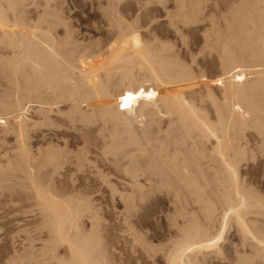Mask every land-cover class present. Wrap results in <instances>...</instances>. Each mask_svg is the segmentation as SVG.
Returning a JSON list of instances; mask_svg holds the SVG:
<instances>
[{
    "label": "bare ground",
    "instance_id": "obj_1",
    "mask_svg": "<svg viewBox=\"0 0 264 264\" xmlns=\"http://www.w3.org/2000/svg\"><path fill=\"white\" fill-rule=\"evenodd\" d=\"M158 1L167 9V0ZM64 2L0 0V199L37 208L23 210L37 215L31 230L37 236H31L27 226L22 225L20 231L26 234L22 247L8 250L2 264H132L131 259L137 263L158 258L163 264H264V196L243 186L245 178L241 179L239 169L246 150V145L240 146L246 141L242 140L245 131L256 130L264 141V0H175L177 31L181 32L179 24L202 25L210 55L218 56L213 62L219 64L215 84L222 93L220 99L207 79L209 75L206 78L205 69L197 64L199 60L197 74L194 65L192 69L175 58L177 53L171 50V44L144 40L140 30L118 14V0H107L111 12L106 11L109 7H102L108 26L116 34L104 54L101 47L106 45L98 42L100 49L90 52V45L80 47L62 16ZM174 14L168 16L175 20ZM145 81L155 89H145ZM136 88L146 92L141 107L137 106L139 111L127 98ZM186 90H190V96ZM118 95L125 100L124 105L119 103ZM162 108L168 117H177L184 138L193 140V147L181 141L193 148L197 165L180 147L178 138V144L174 141L178 150L175 145L172 150L173 144L168 147V139L172 141L175 132L167 139V133L164 135L167 146L164 141L161 145L163 135L161 141L156 139L162 148L155 150V155L144 148L143 137L148 138L140 139V134L154 131L152 122H160L154 115L162 113ZM135 122L143 129L140 134ZM40 126L56 127L59 132L51 131L52 136L53 132L62 135L63 143L45 137L48 145L34 150L32 133ZM65 129L79 131L74 137L84 140L80 139L83 147L81 144L72 150ZM207 149L216 152L213 161L217 153L223 159L228 156L223 160L225 166L221 163L226 172L223 168L205 171L210 158ZM138 151L149 157L140 166ZM90 152L99 157L103 154L110 166L112 162H123L121 169L127 174L123 185L127 188L114 183L121 190L113 189L124 207L115 225L117 235L123 238V248L119 247L121 240L110 248L105 243L102 231L107 225L93 199L79 190L82 186L76 189L69 185L77 191L68 187L67 182L74 180L69 177L73 167L79 166V171L82 167L83 171L91 162ZM95 155L91 157L95 159ZM204 159L205 169L201 166ZM68 165L73 166H69L71 172H66ZM141 167L158 180L153 179L150 189L139 179ZM95 168L97 172L100 169ZM62 171L71 174L66 175L67 181L62 178L66 184L56 190ZM157 201L167 206L157 211L164 224V231L159 232L162 235L149 233L142 215ZM232 226L239 241L226 249L222 244Z\"/></svg>",
    "mask_w": 264,
    "mask_h": 264
},
{
    "label": "rangeland",
    "instance_id": "obj_2",
    "mask_svg": "<svg viewBox=\"0 0 264 264\" xmlns=\"http://www.w3.org/2000/svg\"><path fill=\"white\" fill-rule=\"evenodd\" d=\"M174 6H175V0H169V1L167 0V9H164L163 6L160 4V2L158 0H118V2H117L118 14L120 16H122L127 22H129L132 26H135L138 30H140L139 33H141V36H143L142 38H144V40L145 39H147L148 41L151 40L152 43L153 42H160V40H161L163 43H165L167 45L171 44L170 45L171 46V50L173 52L175 51L174 52L175 54L177 53L175 55L176 56L175 58L177 60L180 59L179 61H181V62L188 63V66L191 67V68L194 65L195 68L194 67L193 68H194L195 71H199L196 68L197 67L196 62L199 60L197 62V64L198 65L201 64L200 65L201 70H202V68L205 69L204 71H205L206 78L209 75V77L207 79L212 82V89L215 88V89H213V92L214 93L217 92L219 95H221L222 93H219L221 91L216 87V84H215V80H216V76L215 75L217 73L220 74L219 66H218L219 64H216L215 62H213L214 58L215 57L217 58L218 56H217L216 53H211V55H210L207 43L204 40L202 25L187 27V26H184L183 24H179L181 32L177 31V30H179V29L176 28V25H178V21L176 22V20H178V17L176 18V15L178 16V12H177V14L173 13V12H176V10H177V8L174 7ZM102 7H105V8L109 7V5H107V0H65V2L63 3V6H62V10L64 11L62 16L67 19V23L69 24L68 25L69 29H71L72 32L75 33L74 34L75 38L77 37L76 39L79 41L78 43L80 44V47H83L84 46L83 44H85V46L90 45L89 46L90 49H88L89 52H90V51H93V49L94 50L100 49L99 45H103V46L106 45L105 47H101L100 46L101 50L103 48V50L101 52L104 54V53L109 51V47H111V45L113 44L116 34L113 33V31L111 30L112 27L108 26L107 18L105 17V15H103L104 14V10H106L107 8L106 9L103 8L104 9L103 10ZM170 8H172V10ZM108 9H110V10H106L107 12H111L112 11L110 7ZM168 10L170 11V14H169ZM173 14L175 16L174 19L176 18L175 20H173V17L172 18L170 17V16H173ZM168 15H170V16H168ZM172 20L175 21L174 22V24L176 23L175 26H173L171 24ZM60 29H62V30H60V32L64 31L63 30L64 27H61ZM115 30H116V28H114V32H115ZM110 40H112V41H110ZM147 40H146V42H148ZM97 42H98L99 45L97 44ZM109 42H110V44L108 45ZM91 44H92V46H91ZM96 57H98V56H96ZM96 57H95V60L98 61L100 59V57H102V56L98 57L99 58L98 60H97ZM194 58H198V59L195 61ZM216 58H215L214 61H216ZM101 63L103 64L104 62H101ZM217 63H218V59H217ZM102 72H103V75L106 73L105 70H103ZM196 73L200 74V71L196 72ZM196 73H194V74H196ZM198 76L199 75H197V77ZM219 76L220 75H218L217 77H219ZM116 77H118V76H116ZM143 84L144 85L147 84V85H145L146 86L145 89H147L148 86H150L151 88H154V85L149 84V82L145 81ZM194 86H196V88H198L197 86H199V85H195L194 84ZM150 87H148V88H150ZM143 90H144V88L143 89L136 88L134 92L128 94V96H127V98L130 97V99L135 103L136 107L137 106L141 107L140 104L143 103V101H144L143 98H144V95H145L146 92H145V90L143 92ZM214 90H216V91H214ZM186 91H188V90H186ZM189 93H190V90L187 92V95H189ZM217 93H215V94H217ZM141 94L143 95V97H142ZM217 95H215V96L219 97V99L222 98V95L221 96H219V95L217 96ZM118 96H117V98L119 100V103L121 105H124V101L125 100L122 97H120V95H118ZM189 96H188V98H190ZM137 97H138V99H137ZM135 100H139V101H135ZM158 103H160V101ZM204 106H206V105H204ZM139 107H137L138 111L140 110ZM162 113L154 115V116H156V118L155 117L154 118L158 119V121H160V122H156L157 120H155V119H154L155 121L153 120L154 122H152V123L153 124L155 123V124L154 125L151 124L153 126L151 128H153L154 131L150 128L153 132L148 131L149 132V133L147 132L148 135L143 131V129L139 126V124L137 122H135V126L136 125L139 126V127L136 128V132H138V134H140L142 131L145 133V134H143V132H142L140 134V136H141V137L139 136L140 139L143 136H147V138H148L147 140H145L146 137H143V139L145 138L144 140L142 139L144 141V144H143L144 148L148 151V153L149 154L152 153L151 155H155V150L158 151L159 149L162 148L161 145L163 144V141H164L165 145L166 144L168 145V142H169V145H168L169 148H171V146L173 144V146H172V150L173 151L175 149L178 150V146H177L178 141H177L176 138H178V140H180V141L182 140L183 142L185 141L186 143H191L192 147H193V143H192L193 140L191 138H188L187 136H186L187 139L184 138L185 137L184 136L185 131H184V133H182L183 130H179L178 129L179 124L177 123L178 119L176 120L177 117L174 115L175 119L173 118V116H169L170 117L169 118L167 116V113L166 114L164 113V109L162 110ZM164 114L166 115V117L165 116L161 117ZM127 115H128V117H130V115L128 113H126V116ZM171 119L176 120V122L174 120L173 121L177 124V126L175 124V126L173 127L174 123H173V121ZM168 126H170V127L168 128ZM49 128H50V130H49ZM139 128H141V129H139ZM160 128H162V129H160ZM170 128H172L173 130H169ZM39 129H41V130H39ZM39 129L36 130L37 132H33L32 133L33 136H34L33 139H32L33 140L32 143L34 145V148H33L34 150H35L36 147L37 148L38 147L45 148L48 145V144H46V143L49 142L48 139L49 140L51 139L50 137L55 138L56 141L57 140L60 141L59 144L63 143V142H61L62 139H60L62 135L60 136L58 134L59 135L58 136L57 134H55V133L59 132V130L57 132L56 127L40 126ZM45 129H47V130H45ZM52 129H54V130H52ZM138 129H139V131H138ZM166 129L168 131H170V134H169V132ZM55 130H56V132H55ZM68 130L70 131L71 136H69L70 134H69V131H67V129H65V131H67L66 132L67 134L65 136L67 137L68 140H70L69 141V143H70L69 146H71L73 148L72 150H77L78 147H81V144H82V147H83L84 142L81 143V141H84V140L79 138V140L77 141L78 138L76 139L74 137V136H76V134H77V137H78L79 131L70 130V129H68ZM161 130L162 131L164 130V132H162V134H161ZM165 130H166V132H165ZM247 130L249 132L245 131L246 132L245 137H243L244 139H242L243 141L246 140L247 142L246 141H245V143L241 142L242 140L240 139V142L244 144V146H243V144L240 143L241 144L240 146L245 148V145H246V150H247V152L245 150V153H244V155L247 158L243 155V158L241 159L242 161L241 160H240L241 162L239 161V165H240L239 169H240V172L242 174V175L240 174L241 175V179L242 180L244 178L246 179V181H245V179L243 181V183H244L243 186L246 185L247 188H250L251 190H252V188H254L255 192L258 191L257 192L258 195H259V193H261L260 196H264V154H263L264 153V150H263L264 149V147H263L264 146V141L262 140V137L258 134V132L256 130H254V129H247ZM51 131L55 132V133L53 132V134H54L53 136H52V132ZM73 131H74V133H72ZM159 131H160V133H159ZM172 132H175L174 135L171 134ZM180 133L183 134V136H181L182 139L179 137ZM50 134H51V136H50ZM67 135L69 136V138H68ZM149 135L153 136L152 137L153 139L156 136H158V137L155 138V140L158 139V138H159L158 140H160V138H162L161 135H163V138L161 139L162 143L160 142L161 140L159 141V143H161V145H160L161 147L159 146L158 140H156L157 143L153 144L155 142V140H153V143H152V138L150 140V138H149L150 136ZM159 135H160V137H159ZM164 135H165L166 139L169 138V136L173 135L171 137L173 142L168 139V142L166 143ZM45 137L48 138V139H46ZM57 137H59V139ZM73 138L76 139V141L73 140ZM71 139H72V141H71ZM80 139H81V141H80ZM190 139H191V141H190ZM149 140L151 141V143L154 146L155 145H157V146H155V148L153 146L152 149H151L150 145H152V144H149L150 143ZM143 141H141V142L143 143ZM145 141H147V142L149 141V142L147 143ZM174 141H176L177 144H175ZM182 141H181V146L180 147L182 148V146H183L182 149L186 152V154L188 155V157L191 160V162L193 161V164L197 165L196 164V163H198V162H196L198 160V159H196L197 155L193 153L194 155H196L195 156L196 158L194 156H192V152H193L192 149L193 148L190 147V144H187V146H186V143L182 145ZM45 144H46V146H44ZM78 144H79V146H78ZM89 144L90 143H88V145H87V143H86V145L88 147L91 146V144L90 145ZM33 145H32V147H33ZM174 145H175V147H174ZM62 146H63V144H62ZM187 147L190 148V149L192 148V149L191 150L187 149ZM208 147L211 148L212 145L210 143H208ZM92 149H93V147L91 148V150ZM98 151L100 152L101 149L98 150ZM208 151H210V150L207 149V152ZM189 152H191V153H189ZM214 153H216L214 150L210 151V154L208 152V155H209L208 158L210 157L211 159L209 158L208 159L209 162H207V163H206V161H207L206 159L202 160L203 162H201V163L203 165H201V166L204 169L208 166L205 169V171H207L208 173H209V171H211V170L213 171L216 168H218V169L219 168H221V169L223 168V171L226 172V170L224 168L225 164L223 163L225 161H223V160H225L226 157H228V156L226 155L225 158L223 159L217 153L216 156H217V159L220 161V164H219L218 163L219 161L216 159V156H215L216 160L213 161L214 157H212V155L214 156ZM135 154H136V152H135ZM139 154L141 155L140 156L141 158H139ZM94 155L95 154L92 153V152H90L88 154V159H89V157L92 158V159H90L91 162L87 163L88 165L86 164L87 167L84 165L85 167H83V169H84L83 171L81 170L82 167H81V169L79 171V169H78L79 166H77L78 167L77 168L76 166L73 167L71 165H68L66 167L68 169L66 172H68V171L71 172V170L69 168V166H70V167H73V169L75 171L74 172L73 169H72V174L75 173L76 175L74 174V176H72L71 173H68L69 175L71 174L69 176L66 172L63 173V171L66 170V169H64L62 171V174H64V175H61L62 177H60V179H58V181L56 182V190H57V188L58 189L59 188H63V185L66 184V181L69 180V177H70V179H72L71 177H74L73 178L74 180L77 179L76 180L77 182H75V183H73L74 180H73V182H71V180H70L71 183L68 181L67 182L68 187H69L70 184L73 185V186L75 185V187H78L76 189H79L82 186L79 190H82L83 191L82 193L87 194L91 199H93L92 201H93L95 207L98 209L99 213H101V216L103 218V222L107 225V229H104L102 231V233L105 234V236H104L105 243H107V245L110 248L113 243H117V240H121V242L119 243L120 244L119 247L123 248L124 247L123 238H120L119 237L120 235H117L118 231L116 230L115 225H116V222H117L118 218L122 217L120 214H121V212H123L122 210L124 209V207L121 204L122 202L120 201L118 193H114L113 189L114 188H119L115 184H118V186L123 187L124 189L127 188V186L126 187L124 186V185H126L125 181H123V179L124 180H125V178L127 179V174H125V172L123 173V171L121 169L122 165H123V162L121 163V165L120 164H116V163L114 164L112 162V164L114 166L113 165L110 166L109 163H111V162L105 161V158H103L104 157L103 154H101L100 157L95 155V156L99 157V159H97V157L96 158L94 157L95 159H97V161L95 159H93V157H91V156H94ZM190 155H191L192 158L190 157ZM137 156H138L137 158L139 160V162L137 164L138 166L141 165L140 164L141 161L144 164V162H146L147 159H149L147 154L146 155H142L141 152H139ZM195 159H196V161H195ZM100 160H102V161H100ZM194 161H195V163H194ZM94 162H95V164H94ZM205 163H206L207 166L205 165ZM221 163L224 166H222ZM92 164H94V165H92ZM209 165H210V167H209ZM213 165H215V166H213ZM90 166H93V167L90 168ZM94 167H96L95 169H97V168L99 169L100 168L99 170L97 169L98 172L96 170H94ZM141 168H142V171H144V172H142V171L139 172L138 171V174L141 176V177L139 176V179H140V181L142 180V183H145V184L148 185V186H146L145 184H143L145 186V188L147 189V188H149L151 186V184L153 183L154 180H156L155 182H157L158 180H157V178L155 176L151 175V172L149 170H146V167H141ZM139 170H140V168H139ZM93 171H95L96 173H93ZM104 173L107 174L108 177ZM143 173H145V174H143ZM102 174H104V175H102ZM66 175H68L69 177H67ZM63 176H65V177H63ZM123 177H125V178H123ZM143 177H145L146 180ZM62 178L66 179V181L63 180ZM109 179H110L111 182L109 181ZM106 180H108V181H106ZM121 180L123 181V183H122ZM61 181L62 182L64 181V183H62ZM213 183H214V181H213ZM110 184H111V186H110ZM213 185L216 186L217 185L216 182ZM66 186H64V188ZM249 186H251V187H249ZM68 187H66L68 190H69V188L70 189L73 188L72 190L75 189L72 186L69 187V188ZM124 189H122V190H124ZM119 190H121V188H119ZM74 191H77V190H74ZM112 195H114L115 197L112 196ZM116 197L119 198V201H118V199H115ZM159 197H160V195H159ZM157 203L153 204L154 206L153 205H152V207L149 206L150 208L148 207V208H146V209H144L142 211V213H143L142 215H144L145 219H146L144 227H146V230H148L149 233L152 232V234H154V233L158 234L159 232L161 233V232L164 231V229H163L164 228L163 227L164 224L162 223V221L160 219L161 217L158 216L159 214H157V211L160 208L163 209V207H165L166 205H164V203H162V201H157ZM31 208L32 207H30V206H23V204L18 203V202H14V201H10V200L6 201L4 199V197H2L0 199V264H2L5 254L7 252H9L8 250L12 251L13 249H16V248L18 249V247L19 248L22 247V245H23L22 244V240H23L22 238L26 237V234L23 233L22 231H20V227L22 225H26L27 226L28 230L30 231L29 234H31V236L33 234H35L34 237L37 236L35 232H31V230H33V227L35 225V218H37V215L32 213V212L23 213V210H25V209L31 210ZM165 208H167V206ZM32 209L36 210L37 208L34 207ZM120 209H121V212H120ZM34 215H35V217H34ZM20 219L22 221H19ZM25 223H27V224H25ZM234 227L235 226H232L231 228H229L230 230H228V233H227V236H226V239H225L226 242H224L222 244L224 246V248H226V247L230 248L232 245L238 244L237 242L239 241L238 240V238H239L238 236L239 235L237 234L238 232L235 230ZM24 235H25V237H23ZM160 235H162V234H160ZM14 236H15V239H14ZM12 240H13V242L16 241V243H13ZM26 242L28 244L29 241H26ZM35 243H36V245H38V244L40 245L39 241H36ZM125 257H128V256H125ZM131 263L132 264H163V260H162V258H158L156 261L147 259L146 262L144 260H140L139 262L136 263L134 261V259H131ZM219 264H220V262H219ZM221 264H223V263H221Z\"/></svg>",
    "mask_w": 264,
    "mask_h": 264
}]
</instances>
